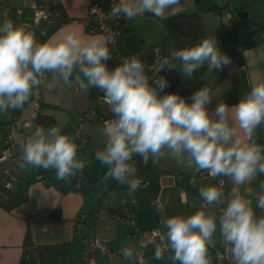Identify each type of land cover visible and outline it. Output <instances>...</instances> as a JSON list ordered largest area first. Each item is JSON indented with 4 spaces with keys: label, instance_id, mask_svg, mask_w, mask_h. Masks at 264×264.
<instances>
[{
    "label": "clouds",
    "instance_id": "9594fccd",
    "mask_svg": "<svg viewBox=\"0 0 264 264\" xmlns=\"http://www.w3.org/2000/svg\"><path fill=\"white\" fill-rule=\"evenodd\" d=\"M181 3L118 0L109 15L162 18ZM110 43V36H85L76 30L38 42L30 25L5 20L0 24V113L23 109L42 86L97 89L115 117L100 130L104 146L95 152V159L107 166L105 179L135 191L141 179L134 157L147 166L168 156L196 173L207 171L231 182L227 193L223 181L201 187L202 204L194 213L163 219L165 231L152 258L160 260L167 251L174 264H211L209 249L216 247L218 233L234 264H264V181L252 187L258 175L264 176V145L254 139L256 129L264 125V81L253 83L237 104L220 102L209 112L213 90L207 84L193 93L190 103L178 93L161 95L169 82L157 74L149 76L136 56L109 68ZM157 63L158 73L177 69L179 63L182 76L191 79L205 65L209 71L220 70L231 59L213 35L158 55ZM77 154L74 138L60 127H36L21 145L18 165L21 170H54L55 178L63 181L85 167ZM122 253L126 260L146 264L144 253L135 247L125 246Z\"/></svg>",
    "mask_w": 264,
    "mask_h": 264
},
{
    "label": "crops",
    "instance_id": "0c3cea01",
    "mask_svg": "<svg viewBox=\"0 0 264 264\" xmlns=\"http://www.w3.org/2000/svg\"><path fill=\"white\" fill-rule=\"evenodd\" d=\"M93 1L0 0V8L8 7L13 19L31 20L33 10L30 4L37 3L57 7L63 10L65 18L77 20L87 13ZM181 2L162 18L145 14L123 25L119 39L120 47L123 46L121 49L141 60L154 57L152 50L154 46H160L165 53L177 50L178 38L165 28L164 20L175 14L191 13L196 11L197 7L201 11L206 32L220 33V20L215 23L208 17L211 12L208 9L212 7L211 0H199V3L195 0H181ZM253 2L259 4L264 3V0H252ZM225 6L219 7L224 9ZM18 9H22V13L19 14ZM247 12L249 15L250 11ZM254 17L257 18V14H254ZM0 24H2L1 20ZM44 30V33L39 29L32 30L38 42H46L54 35L59 37L69 30L79 31L85 36H104L86 32L79 21H65L57 26L45 25ZM218 47L231 59V63L220 70L209 71L207 65L198 70L202 73L198 77L208 74L213 77L211 80H204L203 84L197 86L196 82L182 76L177 63V69H165L163 77L167 79L169 86L160 94L178 93L190 103L193 93L207 84L213 90L212 102L207 106L209 112H212L220 102L226 103L229 107L237 104L251 90L253 83L264 81V38L254 36L240 46L224 44ZM44 87L46 88L42 86L34 91L29 102L20 112L10 110L6 115L0 113L2 132L5 134L11 132L12 141L16 143V152L21 155V145L36 127L45 129L53 127L37 126L35 119L40 112L52 116L55 119L54 126L60 127L63 133L73 137L78 146L77 118L92 108L96 112L94 118L84 122V132L90 139L88 150L86 149L89 159L79 187H76L79 172L67 180L58 181L54 170L45 171L30 166L21 170L19 166L17 167L18 180L23 184L29 183L27 199L12 210H5L0 206V264H25L23 253L31 245L39 249V264L44 254L57 257V264H85V246L81 240L87 234L107 243L110 247L108 253L95 254V264H131V261L126 260L117 249H123L125 246L136 248L134 236L136 230L144 231L157 227L162 233L165 231L161 227L163 219L173 215L187 216L199 208L201 187L219 186L216 177L213 178L206 172L197 175L194 170L179 165L168 156L152 163V172L144 177L148 185L139 186L135 191H129L127 185H121L111 178L105 179L107 166L95 159V152L104 146V138L100 130L115 117L109 106L99 98L103 94L97 89L83 92L78 86L68 87L62 83L50 94L44 92ZM64 98L67 99L70 107L66 113L63 108L66 104L63 102ZM42 102L47 105L41 107ZM14 118L19 121L18 129L13 125ZM262 128L264 125L256 129L254 136L260 145H264L261 143L264 138ZM77 155L80 159L79 151ZM4 164L0 161V181L3 177L1 169ZM36 174L42 175L47 182L39 181ZM184 177L188 179L185 180ZM221 178L224 181V191L227 193L231 189V182L229 178ZM262 181L264 176L258 175L252 187L258 188ZM156 199L162 204L163 210L160 214H157L155 209ZM259 211L256 209L258 216L261 214ZM128 213L133 215L134 224L128 221L126 217ZM87 222H92L89 227L86 226ZM27 236L30 244L25 245ZM216 239V247L209 249L211 263L234 264L231 255L220 243L218 233ZM153 254L150 253L147 264H174L171 260L173 255L171 252L166 251L160 260L153 259Z\"/></svg>",
    "mask_w": 264,
    "mask_h": 264
},
{
    "label": "built area",
    "instance_id": "2783aa9c",
    "mask_svg": "<svg viewBox=\"0 0 264 264\" xmlns=\"http://www.w3.org/2000/svg\"><path fill=\"white\" fill-rule=\"evenodd\" d=\"M115 2H118V0H94L93 2L90 3L87 13L83 17L77 20L65 18L63 16L64 14L63 10L57 7L43 6L37 3L30 4V7L33 10V17L31 20L13 19L10 15V9L8 7H5V8H0V20L2 21V23L5 20H11L16 24L26 23L31 26V30L39 29L43 33L45 32L44 30L45 25L57 26L59 24L64 23L65 21H73V22L79 21L86 29V32L90 34L98 33L104 36L111 37V43L109 44V49L111 52L110 55L111 60L109 61V68H114L118 66L125 57L135 56L132 53L123 51L120 47L119 39L121 37L122 27L123 25L130 23L132 20H126L122 17L119 19H113L110 17L109 13L111 11L112 4ZM17 12L19 14L22 13V9H18ZM223 15L226 19H231L232 12L228 7H226L223 10ZM152 50L154 51V57L152 59H145V60L140 59V60L144 63L146 73L149 76H153L156 74L158 76H163L166 68L158 73L160 66L157 63V56L159 55L160 57H164L169 54L163 52L160 46H154ZM99 98L103 100V95H101ZM95 114H96L95 110L90 108L81 115H79L77 118L76 131H77L78 143H79L78 151L81 154L80 159H83L85 161V167L89 159L86 149L88 147L90 139L84 132V122L87 119H93ZM13 123H14L13 125H15L16 128L18 129L20 126L19 121L14 118ZM19 157L20 155L17 154L16 146L12 141L11 132H8L6 133L5 136V147L3 148L0 155V161L5 163L1 169L3 177L0 183L4 185L5 189L7 190L13 189L16 185L17 182L16 171H17V167L19 166L18 165ZM85 167L83 168L82 171L79 172L78 179L76 182V187H79ZM205 172L208 174L207 171H201L200 174H203ZM36 177L41 182H47L46 178H44L42 175H37ZM216 178L218 184L220 183V181H223L221 177H216ZM147 185L148 182L141 179L140 186L145 187ZM1 197H3V194L2 191L0 190V198ZM198 200H199V204L201 205L202 201L200 197ZM155 209L157 214L158 213L160 214L163 210L162 204L159 199L155 200ZM126 217L131 224H134L133 215L131 213H128ZM160 233L161 232L157 228H153L146 231L136 230L134 233V236L136 238V248L144 253L146 264L149 258L148 249H153L152 253H154L155 244L158 243ZM82 242L86 248L84 254L85 264H95V254L97 252H102V253L110 252V247L108 246V244L97 238H93V239L84 238ZM117 250L120 253H122L121 248H118ZM130 261L131 264H135L134 260H130ZM23 262L25 264L40 263V252L37 246L31 245L24 250Z\"/></svg>",
    "mask_w": 264,
    "mask_h": 264
},
{
    "label": "trees",
    "instance_id": "16d2710c",
    "mask_svg": "<svg viewBox=\"0 0 264 264\" xmlns=\"http://www.w3.org/2000/svg\"><path fill=\"white\" fill-rule=\"evenodd\" d=\"M195 2L199 3V0H195ZM226 7L228 6L226 5L225 8ZM197 8L199 9V7ZM198 9L188 14L186 13L175 14L170 17H167L164 20L165 28L169 32L174 33L178 38L177 50L180 48L186 47V46L194 45L195 43H197L204 37L213 36V35H215L217 39L218 46H221L224 44L240 46L246 40L254 36H259L261 38H264V20L259 22L255 26L254 29L249 30V31H243L241 28V19H239L235 15V13H233L232 11H231L232 12L231 19H226L223 15L224 9L217 5H214L211 8H209L208 11L213 12L220 18L221 30H220V33L218 34H209L206 32L203 26L201 11H199ZM44 105H47V104L42 102L41 107H44ZM20 111L21 110H17V112H20ZM35 120H36L37 126L50 127V126L55 125V119L52 116L45 115L40 112L37 114ZM2 131H3V127L0 126V155H1L3 148L5 147V136H6V134L3 133ZM261 143H264V138H262ZM134 159L137 164L139 178L145 180L144 177L152 172V162L149 161V164L147 166H143L140 163L139 157H134ZM195 174L199 175L200 172L199 173L195 172ZM184 179L187 180L188 178L184 177ZM28 185L29 183H25V184L21 183V181L18 180V177H17L16 185L13 189L7 190L5 189L4 185L0 183V190L2 191V194H3V197L0 198V206H2L5 210H12L16 206L25 202L27 199ZM153 228H148L144 230L146 231V230H150ZM28 244H30V242L27 236L25 245H28ZM152 252H153V249H150L148 252L149 255Z\"/></svg>",
    "mask_w": 264,
    "mask_h": 264
},
{
    "label": "rangeland",
    "instance_id": "374dc122",
    "mask_svg": "<svg viewBox=\"0 0 264 264\" xmlns=\"http://www.w3.org/2000/svg\"><path fill=\"white\" fill-rule=\"evenodd\" d=\"M215 3L218 6L227 5L228 8L233 13H235V15L238 11H243V12L248 13L247 11L249 10L250 11L249 15H247L244 19H241V28L243 31H249V30L254 29L255 26L259 22L264 20V3H259V4L256 2L252 3V0H211V4H212L211 6H213ZM254 14H257V18L254 17ZM208 17H210L212 20H214L215 23H217L220 20V18L216 14H214L213 12H210V15ZM121 47L123 48V46H121ZM167 54H170V53H167ZM201 74L202 73L197 71L196 73H194L193 77L191 78V80L193 82H196L197 86L201 83L203 84L204 80L209 81L213 78V77H210L208 74H204V76L198 77ZM52 91H54V89L49 90L47 87L46 88L44 87L45 93L51 94ZM63 102L66 103L63 105L64 106L63 108L65 109L64 113H66L70 109V107L67 103V99L64 98ZM6 114H8V112H6L5 115ZM14 144H16V143H14ZM91 223L87 222L86 226L89 227ZM83 228H85V225L83 226ZM85 238H91L92 239L93 237L87 234V235H85ZM81 242H82V240H81ZM41 260H42L41 264H57V262H58L57 257L50 256L48 254H44V256H43V258H41Z\"/></svg>",
    "mask_w": 264,
    "mask_h": 264
},
{
    "label": "water",
    "instance_id": "95a60500",
    "mask_svg": "<svg viewBox=\"0 0 264 264\" xmlns=\"http://www.w3.org/2000/svg\"><path fill=\"white\" fill-rule=\"evenodd\" d=\"M236 16L239 18V19H244L246 16H247V13L243 12V11H238L236 13Z\"/></svg>",
    "mask_w": 264,
    "mask_h": 264
},
{
    "label": "bare ground",
    "instance_id": "6f19581e",
    "mask_svg": "<svg viewBox=\"0 0 264 264\" xmlns=\"http://www.w3.org/2000/svg\"><path fill=\"white\" fill-rule=\"evenodd\" d=\"M146 181V180H145ZM86 249V248H85Z\"/></svg>",
    "mask_w": 264,
    "mask_h": 264
}]
</instances>
